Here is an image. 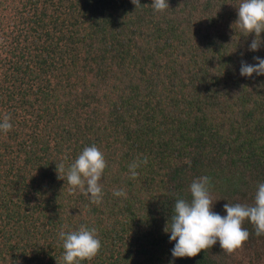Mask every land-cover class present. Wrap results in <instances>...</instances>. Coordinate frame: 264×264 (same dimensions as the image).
<instances>
[{
  "label": "trees",
  "instance_id": "trees-1",
  "mask_svg": "<svg viewBox=\"0 0 264 264\" xmlns=\"http://www.w3.org/2000/svg\"><path fill=\"white\" fill-rule=\"evenodd\" d=\"M242 2L0 0V122L13 125L0 130V264H66L59 233L81 226L102 246L80 264H264L247 219L233 254L217 241L174 258L164 231L200 177L222 216L226 203L254 205L264 183V76L240 75L264 59V32L250 51ZM93 145L107 163L99 206L58 171Z\"/></svg>",
  "mask_w": 264,
  "mask_h": 264
},
{
  "label": "clouds",
  "instance_id": "clouds-1",
  "mask_svg": "<svg viewBox=\"0 0 264 264\" xmlns=\"http://www.w3.org/2000/svg\"><path fill=\"white\" fill-rule=\"evenodd\" d=\"M135 8L141 7L140 0H131ZM157 12L169 9L168 0H152L150 5ZM238 24L246 37L253 35L255 38L249 45L250 51H258L261 47V33L264 32V0H243L237 8ZM255 64L241 62L240 75L252 77L264 76V59L253 57ZM10 116L5 115L0 122V130L4 133L10 131L13 125L9 122ZM148 160L137 159L129 165L130 178L135 179L139 173L137 169L147 165ZM107 163L104 154L95 146L86 147L76 160L65 170L63 164L59 166V172L66 171V179L75 193L79 190L92 204L99 206L103 199V185L100 183ZM64 180V177L59 176ZM191 201L178 199L174 205V215L169 228L168 222L164 228L170 233V242L174 241L172 249L174 258H194L201 251L211 249L217 241L220 247L228 254H233L241 249L249 239V232L242 227L244 221L250 220L255 226L257 236L264 235V183L260 184L252 206L243 204H224L226 215H220L213 211L214 202L210 194V178L200 177L190 185ZM90 194V195H89ZM117 197L127 198L124 189L113 191ZM63 241L66 264H80L84 260L94 259L100 249L101 242L97 238L95 228L88 229L81 226L78 231L59 233Z\"/></svg>",
  "mask_w": 264,
  "mask_h": 264
}]
</instances>
